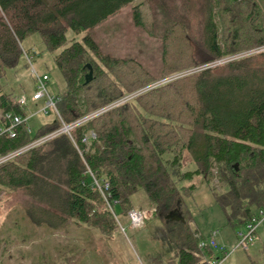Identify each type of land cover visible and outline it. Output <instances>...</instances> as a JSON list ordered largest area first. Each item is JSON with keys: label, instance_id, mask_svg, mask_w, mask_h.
Returning a JSON list of instances; mask_svg holds the SVG:
<instances>
[{"label": "trees", "instance_id": "obj_1", "mask_svg": "<svg viewBox=\"0 0 264 264\" xmlns=\"http://www.w3.org/2000/svg\"><path fill=\"white\" fill-rule=\"evenodd\" d=\"M136 1L0 0V79L17 66L22 41L38 34L48 51H58L53 61L65 81L56 97L62 122L72 125L106 109L76 124L70 137L62 133L30 148L61 128L57 117L34 135L28 120L12 138L0 135V161L16 153L0 162V187L21 190L34 202L24 215L35 228L56 231L72 222L112 234L117 223L90 188L89 170L106 180L109 204L123 218L136 209L131 198L142 192L146 206L154 208L152 218L163 222L177 246L178 264H201L211 252L198 249L205 238L191 225L183 200L195 186L180 185L200 177L236 237L264 212V72L249 55L149 87L174 73L264 47V0ZM128 6L133 24L150 35L160 21V79L131 58L103 54L91 36ZM8 112L27 118L0 84V114ZM7 126L0 117V129ZM88 132L95 137L87 145ZM185 154L192 169H184ZM173 211L183 222L166 219ZM250 262L264 264V257Z\"/></svg>", "mask_w": 264, "mask_h": 264}, {"label": "rangeland", "instance_id": "obj_2", "mask_svg": "<svg viewBox=\"0 0 264 264\" xmlns=\"http://www.w3.org/2000/svg\"><path fill=\"white\" fill-rule=\"evenodd\" d=\"M160 26L158 21L154 35L136 27L132 22L131 7L128 6L95 28L91 36L103 54L121 59L131 58L160 79L163 68ZM72 37V33L68 32V41ZM21 48L23 54L17 66L6 70L0 84L3 91L12 93L16 101L26 99L24 112L34 135L41 126L55 120L52 110L48 109L47 114L41 111L45 106L43 100L31 101L36 92V76L48 77L46 92L53 98L65 91V81L53 61L58 51H48L38 34L22 41ZM25 53H28L30 62ZM249 55H254L252 62L257 63L264 72V49L246 56ZM183 165L184 169L193 168L186 154ZM190 185H194L195 190L189 195L183 194V200L191 214V225L205 239H210L216 232L213 240L231 252L223 264H251L249 256L255 254L253 248L249 246L247 250H234L238 238L226 226L224 214L215 203L207 184L200 177H195L180 186ZM212 186L221 191L216 179L212 180ZM131 200L136 209H154L146 206L142 192ZM32 204L34 202L23 191L0 187V264H178L177 246L170 241L163 222L158 218H151L143 228L133 230L127 218H123L119 208L115 207L114 212L123 231L117 224L118 229L112 234H101L87 226L77 227L72 222L50 231L44 226L35 228L28 223L24 209ZM253 256L257 263L262 262L258 255Z\"/></svg>", "mask_w": 264, "mask_h": 264}, {"label": "built area", "instance_id": "obj_3", "mask_svg": "<svg viewBox=\"0 0 264 264\" xmlns=\"http://www.w3.org/2000/svg\"><path fill=\"white\" fill-rule=\"evenodd\" d=\"M264 49V47L262 48H258L255 50H252L250 52H246L231 58H227L224 60H220V61H216L213 63H210L208 65L202 66V67H198L195 69H190V70H186V71H182L179 73H176L174 76H170L168 78L162 79L161 81H158L154 84H152L149 88H153L156 87L158 85L164 84L166 82L175 80L177 78H181L184 76H187L189 74H192L194 72H197L201 69L207 68V67H214L217 65H220L222 63H226L228 61L231 60H235L241 57L246 56L247 54H251L254 51H262ZM28 62H30V59L27 55H25ZM48 82V77L46 75H43L42 77H37L36 76V92L33 95V97L31 98L32 102H38L43 100L45 106L43 107V109L41 110L44 114H47V110L50 109L52 110V112L54 113L55 117L58 118V120L61 123V128L56 130L55 132L35 141L34 143L30 144L27 148L33 147L35 145H39L59 134L65 133L70 137V130L76 125V124H81L83 122H85L86 120L94 117L95 115L101 113L102 111L106 110L103 109L101 111H97L95 113H92L82 119H80L79 121H77L76 123L72 124V125H65L58 112L56 109V102H57V98L56 97H50L47 92H46V83ZM145 90V89H144ZM138 93L133 94V95H129L124 97L123 99L119 100L117 103H115L114 105L117 104H121L124 103L126 101H128L129 99L133 98L134 96H136ZM26 99L25 98H20L17 101L18 106L20 107H25L26 105ZM113 106V105H112ZM1 119H3L4 121L8 122V126L7 127H2L0 129V135H4L6 137L12 138L15 135V131L14 129L22 124L23 122H25L26 120H28V118L24 119L19 115H15L11 112L8 113H4V114H0ZM28 131L31 132V129L28 128ZM95 137V135L92 132H88L87 134L84 135L83 137V142L85 144H89L91 139H93ZM16 153L11 154L5 158H3L1 161L7 160L11 157H13ZM0 161V162H1ZM88 176H89V186L91 189L96 190L99 192V194L101 195L102 199L104 200V202L106 203L109 211L111 212L112 216L114 217V219L116 220L117 224L120 226L119 220L115 215V212L112 208V206L109 204L108 201V183L106 182L105 179H99L97 178L91 171L88 170ZM154 214V209L146 211V210H141V209H132L130 211H128L127 213V221H128V225L131 229L133 230H138L144 227L145 223L148 222L152 216ZM264 218V212H259V218L258 219H252L251 223L246 227L245 230L241 231L240 233H238V244L236 245L235 249H247L249 246L252 245V243L254 242L255 239V231L256 228L258 226V224L260 223V221ZM120 228H122L120 226ZM123 231V228H122ZM216 235V232H213V234L211 235L210 239H205V240H201L198 244V249L200 251H206L209 250L211 252L210 256H203V261L201 262V264H223L224 261L228 258V256L231 254V252H228L225 247L223 246H219L212 237H214ZM233 250V251H234ZM232 251V252H233Z\"/></svg>", "mask_w": 264, "mask_h": 264}, {"label": "crops", "instance_id": "obj_4", "mask_svg": "<svg viewBox=\"0 0 264 264\" xmlns=\"http://www.w3.org/2000/svg\"><path fill=\"white\" fill-rule=\"evenodd\" d=\"M252 251L255 253L253 255H258L260 259L264 257V218L258 224L256 231H255V239L252 245L250 246ZM247 250V249H245ZM249 256V260H254L255 256Z\"/></svg>", "mask_w": 264, "mask_h": 264}, {"label": "water", "instance_id": "obj_5", "mask_svg": "<svg viewBox=\"0 0 264 264\" xmlns=\"http://www.w3.org/2000/svg\"><path fill=\"white\" fill-rule=\"evenodd\" d=\"M213 42H214V44L216 43L215 38H214ZM87 68L89 69V73L85 77V83H89L91 81V78H92L91 67L89 65H87ZM166 219L176 221V222H179V221L183 222V218L178 211L170 212L166 216Z\"/></svg>", "mask_w": 264, "mask_h": 264}]
</instances>
